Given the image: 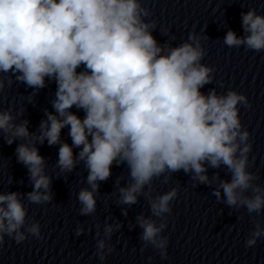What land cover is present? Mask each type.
Listing matches in <instances>:
<instances>
[{
	"label": "clouds",
	"instance_id": "obj_1",
	"mask_svg": "<svg viewBox=\"0 0 264 264\" xmlns=\"http://www.w3.org/2000/svg\"><path fill=\"white\" fill-rule=\"evenodd\" d=\"M151 16L145 0H0V74H9V86L14 77L33 94L49 81L56 84L53 110H45L38 135L30 132L29 120L16 123L11 109L0 111L6 143L23 141L15 154L33 186L26 194L0 193V247L6 236L16 243L28 236L43 238L24 199L37 205L53 199L52 177L37 147L45 141L59 146L55 166L60 173H71L80 163L87 171L88 187L77 194L81 216L96 213L100 183L111 177L112 166H126V185L117 181V203L147 201L150 215L136 217L140 240L162 259L168 256L164 232L179 189L153 195V182L163 177L168 183L180 171L194 184L212 188L229 208L246 209L254 225L246 247L264 237V185L249 170L255 163L249 159L253 145L240 116L241 105L251 107L248 97L233 89L202 91L213 83L216 70L202 63L201 38L192 32L177 46L161 44ZM241 25L244 35L229 29L224 44L264 51V14L255 9L241 13ZM4 88L0 78V91ZM65 128L71 144L61 139ZM221 168L230 179H222L219 171L210 178L209 169ZM120 227L106 223L104 239L96 240L101 262L115 251L106 241ZM82 231L78 226L76 235Z\"/></svg>",
	"mask_w": 264,
	"mask_h": 264
}]
</instances>
